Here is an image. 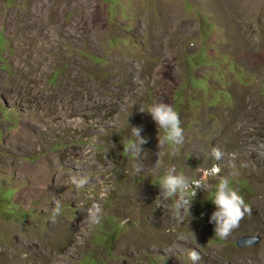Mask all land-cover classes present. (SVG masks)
Returning <instances> with one entry per match:
<instances>
[{"label":"rangeland","instance_id":"374dc122","mask_svg":"<svg viewBox=\"0 0 264 264\" xmlns=\"http://www.w3.org/2000/svg\"><path fill=\"white\" fill-rule=\"evenodd\" d=\"M0 35V264H193L188 248L196 264H264V0H0ZM159 101L185 139L156 176L157 125L139 109ZM131 126L148 138L139 161L123 153ZM213 164L252 207L225 240L217 178L182 222L154 203L163 169ZM93 203L101 222L80 231Z\"/></svg>","mask_w":264,"mask_h":264},{"label":"clouds","instance_id":"9594fccd","mask_svg":"<svg viewBox=\"0 0 264 264\" xmlns=\"http://www.w3.org/2000/svg\"><path fill=\"white\" fill-rule=\"evenodd\" d=\"M141 112L148 113L156 123L158 129V148L155 153L158 159L151 168L152 175L159 176L162 170V157L167 154H175L178 146L184 142V129L179 113L172 104L164 101L154 102L145 109L141 107ZM143 128L141 126H131V136L135 139H128L123 143V153L130 154L140 160L144 152L143 145L148 143V138L141 135ZM98 138L93 136L88 146L89 151H95ZM211 157L215 161H220L224 157L218 147H213ZM136 174L144 171L141 163L133 164ZM164 174L160 176L158 186L160 194L156 197L154 203L157 208H163L171 212L174 219L179 222L183 221L184 214L190 212L192 203L195 201L197 191L203 187L208 192V181L210 178H217L215 191L212 193L211 202L215 205L216 210L211 214L210 222L215 225V236L220 240L227 239L232 232L239 227L240 221L245 215L251 216L252 207L246 203L244 197L239 191L232 186V181L228 176H220V167L213 164L210 169L202 170L200 178H192L183 174H178L176 169L165 168ZM102 184L103 180L97 177ZM70 182L77 189L86 186L89 178L84 175H74L70 177ZM62 214V205L59 199L55 200V206L52 210V222ZM102 210L100 206L93 203L87 210L80 231L84 226L91 227L101 222ZM186 255L189 260L196 264L202 259L201 252L197 248H188ZM23 258H27V254Z\"/></svg>","mask_w":264,"mask_h":264},{"label":"water","instance_id":"95a60500","mask_svg":"<svg viewBox=\"0 0 264 264\" xmlns=\"http://www.w3.org/2000/svg\"><path fill=\"white\" fill-rule=\"evenodd\" d=\"M259 241L260 238L252 237V236H244L236 242V245L238 248H247L257 245Z\"/></svg>","mask_w":264,"mask_h":264},{"label":"trees","instance_id":"16d2710c","mask_svg":"<svg viewBox=\"0 0 264 264\" xmlns=\"http://www.w3.org/2000/svg\"><path fill=\"white\" fill-rule=\"evenodd\" d=\"M0 37H2L1 35H0ZM2 40V39H1ZM58 75V73H57V71L55 72V75H54V79L56 78V76Z\"/></svg>","mask_w":264,"mask_h":264},{"label":"built area","instance_id":"2783aa9c","mask_svg":"<svg viewBox=\"0 0 264 264\" xmlns=\"http://www.w3.org/2000/svg\"><path fill=\"white\" fill-rule=\"evenodd\" d=\"M201 188H202V187H201ZM201 188H200V189H201Z\"/></svg>","mask_w":264,"mask_h":264}]
</instances>
